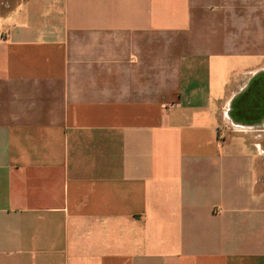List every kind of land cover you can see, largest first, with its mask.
Here are the masks:
<instances>
[{"label":"crops","instance_id":"1","mask_svg":"<svg viewBox=\"0 0 264 264\" xmlns=\"http://www.w3.org/2000/svg\"><path fill=\"white\" fill-rule=\"evenodd\" d=\"M0 264H264V0L0 14Z\"/></svg>","mask_w":264,"mask_h":264},{"label":"rangeland","instance_id":"2","mask_svg":"<svg viewBox=\"0 0 264 264\" xmlns=\"http://www.w3.org/2000/svg\"><path fill=\"white\" fill-rule=\"evenodd\" d=\"M23 0H0V14L6 12L8 8L15 7Z\"/></svg>","mask_w":264,"mask_h":264},{"label":"built area","instance_id":"3","mask_svg":"<svg viewBox=\"0 0 264 264\" xmlns=\"http://www.w3.org/2000/svg\"><path fill=\"white\" fill-rule=\"evenodd\" d=\"M223 130V129H222ZM220 132H221V129H220Z\"/></svg>","mask_w":264,"mask_h":264}]
</instances>
